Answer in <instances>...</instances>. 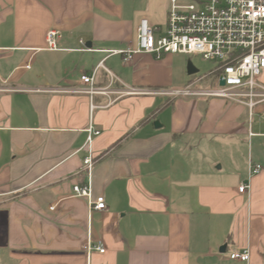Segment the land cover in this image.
I'll list each match as a JSON object with an SVG mask.
<instances>
[{
    "label": "crops",
    "instance_id": "obj_1",
    "mask_svg": "<svg viewBox=\"0 0 264 264\" xmlns=\"http://www.w3.org/2000/svg\"><path fill=\"white\" fill-rule=\"evenodd\" d=\"M168 1L0 0V264H264V102L149 93L207 74L181 53H110L136 45L143 18L164 31ZM101 62L90 94L81 76ZM89 150L107 203L91 214L72 191ZM250 159L262 171L242 193Z\"/></svg>",
    "mask_w": 264,
    "mask_h": 264
},
{
    "label": "built area",
    "instance_id": "obj_2",
    "mask_svg": "<svg viewBox=\"0 0 264 264\" xmlns=\"http://www.w3.org/2000/svg\"><path fill=\"white\" fill-rule=\"evenodd\" d=\"M46 39L49 49L59 48L58 30H49ZM110 53L121 55L124 63H130L138 53L151 54L157 59L176 53L185 54L190 58L201 55L204 60L215 63V68L204 77L217 73L219 82L221 78L224 79V86L219 84L215 89H192L189 86L149 93L172 97H221L234 103L245 104L252 109L264 102V82L260 80V75L264 73V0H169L164 31L151 25L147 18H143L137 29L136 45L111 50ZM100 66H103L102 62L91 74L81 76L82 83L88 85L85 91L90 94L103 91L95 87V75ZM141 92L143 91L136 88L124 91L129 94ZM86 132L85 146L89 147L101 132L92 124ZM95 162L89 150L83 161L89 181L85 184L75 183L72 187L75 196L88 201L90 214L94 210L107 209L104 196H93L90 177ZM261 171V164L250 159L248 181L239 186V191L248 192L251 178ZM86 249L105 252L102 243L92 244L91 240ZM230 258L248 261L250 253L248 249L234 250L230 252Z\"/></svg>",
    "mask_w": 264,
    "mask_h": 264
},
{
    "label": "rangeland",
    "instance_id": "obj_3",
    "mask_svg": "<svg viewBox=\"0 0 264 264\" xmlns=\"http://www.w3.org/2000/svg\"><path fill=\"white\" fill-rule=\"evenodd\" d=\"M158 18H159V24L162 25V27H165L166 18H167V8L160 10L158 12ZM191 59L194 63V65L199 69V72L195 73L191 76V78H199L200 76L204 74H208L215 68V63L212 61L204 60L201 55L191 56ZM198 88L199 89H215L219 87V78L218 74L215 73L214 75H210L207 78L202 79ZM194 96V95H189ZM172 97V96H170ZM174 97V96H173Z\"/></svg>",
    "mask_w": 264,
    "mask_h": 264
},
{
    "label": "water",
    "instance_id": "obj_4",
    "mask_svg": "<svg viewBox=\"0 0 264 264\" xmlns=\"http://www.w3.org/2000/svg\"><path fill=\"white\" fill-rule=\"evenodd\" d=\"M187 71H188V74L189 75H193V74H195V73H197L199 71L198 68L194 65L192 59H189V61H188ZM219 84L221 86H224L225 85V81H224L223 78L220 79ZM156 125H159V123L157 122ZM225 250H226V245H223L221 247L220 251L221 252H225Z\"/></svg>",
    "mask_w": 264,
    "mask_h": 264
}]
</instances>
